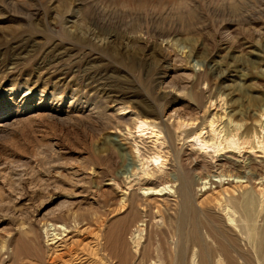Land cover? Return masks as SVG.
<instances>
[{
  "label": "rangeland",
  "instance_id": "1",
  "mask_svg": "<svg viewBox=\"0 0 264 264\" xmlns=\"http://www.w3.org/2000/svg\"><path fill=\"white\" fill-rule=\"evenodd\" d=\"M235 125L238 149L193 145ZM246 191L259 236L264 0H0V264H38L34 247L45 264H119L109 230L135 201L130 264H169L185 199L254 248L221 205ZM49 223L72 230L54 263Z\"/></svg>",
  "mask_w": 264,
  "mask_h": 264
},
{
  "label": "bare ground",
  "instance_id": "2",
  "mask_svg": "<svg viewBox=\"0 0 264 264\" xmlns=\"http://www.w3.org/2000/svg\"><path fill=\"white\" fill-rule=\"evenodd\" d=\"M240 128H242V125H235L234 128L231 130L229 128L228 130L224 129L225 136H223V138L218 139L216 135H214L211 138V140L201 139L200 138L201 132H199V134L194 137L193 145L199 148L200 150L207 149L209 147L216 149H223V148L238 149L243 143L248 141L246 136L245 137L238 136V129ZM152 161L154 165L157 164L156 162L157 160L155 158H153ZM146 163L147 162L145 161L144 165ZM144 172L148 173V167L144 168ZM186 175L184 176V178L188 182L190 181V179L188 180ZM166 189L167 187H162V188L151 187L148 188L147 192L145 193L162 195L167 193ZM136 198L138 199V197ZM218 200L217 202L219 203L220 201H222V200L219 201ZM187 201L185 199L184 201L185 203L183 204V213L180 217L179 222H177L178 220H176V225H175L176 228L175 233L177 232L181 239L180 247L178 248V250L176 248V251H174L171 257L170 256L168 257L170 258L169 264H190L189 261L192 251L195 257H197L198 259L197 264H264V228L261 229L260 232H258L259 236H257L255 232L256 227L245 223L246 221L254 220V217H256L258 212L256 211L255 208L257 206L255 204L257 199L252 192L246 191L242 193L240 199H236V198H234V200L226 199L224 200V202L226 201L225 202L226 204L223 205L224 202L222 201L221 205L224 210H227L226 212L229 211L227 217L229 226L230 224L233 225L234 221L235 223H237L234 215L237 212L240 213L242 217L241 219L242 223L241 224L237 223L236 225L235 224L234 225L237 231L246 235L245 237H247V239L250 242H252L250 244H252L254 248L253 247L251 248L248 243L243 244L240 239V236H238V233L233 231L232 227H229L228 230L226 229L221 230L218 227L219 225L217 226L216 222L222 223L223 222L222 219H224L222 218V215L220 213H216L214 210H212L209 207L206 209L207 210L206 215L208 217L207 219L210 220L209 221L204 220L198 215V211L195 208L191 207L190 204L187 203ZM139 207L136 201L134 203H130L129 213L124 218L115 220L113 226L109 230V233L115 235L120 241V246H121L120 253L117 254V252H115L116 256L118 255L117 258L119 259V264H130L131 258L134 257V254L132 255V253L127 248L128 241L126 240V234L130 230L131 227L130 224L135 222L141 215L140 213L141 209ZM145 208H146V212H148L150 209L149 206H145ZM243 220L245 222H243ZM222 225H225V223ZM237 226H240V229ZM44 230L46 233L45 238H47V242L49 243V245H52V247H50V251L54 253V256H52V263H54L59 258L63 257L64 252H62V254H60L59 252L58 254V250H60L59 248L62 245H66L62 243L64 242L65 237L68 236V233L71 232L72 230H70L69 227L66 226L65 224L57 225L54 223L47 224V227ZM214 231L220 235L216 237L212 235L213 236L212 238L213 243H212L210 240H208L207 236L208 235L211 236V234H214ZM27 247H31V246H27ZM66 247L67 246H65V248ZM33 249L32 251L34 253L32 254H35L36 258L38 259V264H45L44 255L46 254H43L44 253L43 250L41 251L39 247H34ZM146 253H144L143 255H145ZM150 253L151 252H149V255L146 254L147 256H142L144 258L140 260V264H148L149 263L148 260L149 261L152 260L149 259V257L152 256L153 258L154 256L151 255ZM216 257H220V260H218V262H216L215 260ZM67 262L68 264H81L82 256L80 254L70 253Z\"/></svg>",
  "mask_w": 264,
  "mask_h": 264
}]
</instances>
